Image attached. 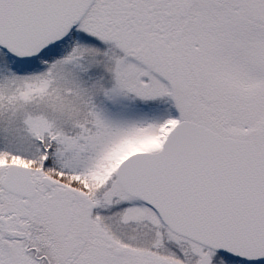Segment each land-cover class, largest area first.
I'll use <instances>...</instances> for the list:
<instances>
[{
  "label": "snow or ice",
  "instance_id": "obj_1",
  "mask_svg": "<svg viewBox=\"0 0 264 264\" xmlns=\"http://www.w3.org/2000/svg\"><path fill=\"white\" fill-rule=\"evenodd\" d=\"M0 264H264V0H0Z\"/></svg>",
  "mask_w": 264,
  "mask_h": 264
}]
</instances>
